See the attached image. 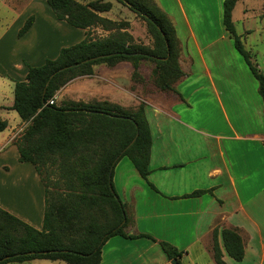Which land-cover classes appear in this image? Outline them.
<instances>
[{
	"label": "crops",
	"instance_id": "crops-1",
	"mask_svg": "<svg viewBox=\"0 0 264 264\" xmlns=\"http://www.w3.org/2000/svg\"><path fill=\"white\" fill-rule=\"evenodd\" d=\"M38 1L28 3L18 28L36 13ZM152 1L173 25L178 73L146 60L104 63L93 67L92 76L78 77L56 94L57 99L74 87L82 91L84 84L85 104L95 100L128 110L143 104L150 128L147 179L124 157L114 166L112 185L127 213L125 233L156 242L112 237L101 249L100 264H170L159 242L178 251L181 264H216L209 241L214 230L223 264H264L263 102L257 81L223 26V0ZM249 1L234 7L235 30L236 23L248 22ZM204 10L212 12L203 17ZM43 13L51 28L39 25L34 15L21 37L22 26L12 36L10 29L0 36V98L13 92L15 81L25 79L28 66L55 59L60 39L66 47L84 39L83 30L57 21L51 10ZM103 14L99 16L110 20ZM243 32L247 37L250 30L244 26ZM243 47L255 58L252 49ZM253 65L259 70L256 61ZM12 105L5 96L0 99V118L7 123L0 133V208L40 231L44 187L34 167L18 161L14 136L25 124L10 110ZM196 191L209 193L186 197ZM225 228L235 229L243 241L240 262L223 248Z\"/></svg>",
	"mask_w": 264,
	"mask_h": 264
},
{
	"label": "trees",
	"instance_id": "trees-1",
	"mask_svg": "<svg viewBox=\"0 0 264 264\" xmlns=\"http://www.w3.org/2000/svg\"><path fill=\"white\" fill-rule=\"evenodd\" d=\"M115 1L145 22L153 39L151 46L134 41L128 22L120 24L100 17V13L107 11L102 2L46 0L57 21L83 30L85 37L77 44L61 48L55 59H46L38 67L28 66L25 79L14 82L10 110L17 113L25 127L13 143L18 161L31 164L43 184L44 213L39 231L0 208V264L33 260L100 264L101 249L112 237H145L156 242L146 235L125 233L127 213L112 185L114 166L124 157L142 179H147L152 139L144 105L128 110L107 102L48 104L70 81L92 76L93 67L99 64L129 61L137 65L146 60L179 72L175 32L166 14L152 0H147L149 4L143 0ZM239 1L223 0V26L258 83L264 119V74L251 63L250 53L244 49L232 21ZM33 20V16L27 19L18 37L28 31ZM91 28L108 34L91 38ZM6 127L7 123L0 118V133ZM56 172L57 180L53 182L51 177ZM60 186L61 194L55 191ZM206 193L209 192L196 191L186 197ZM217 235L214 230L211 251L214 262L223 264ZM221 238L226 254L240 262L244 246L238 232L222 229ZM158 245L168 261L181 264L178 251L165 242Z\"/></svg>",
	"mask_w": 264,
	"mask_h": 264
},
{
	"label": "rangeland",
	"instance_id": "rangeland-1",
	"mask_svg": "<svg viewBox=\"0 0 264 264\" xmlns=\"http://www.w3.org/2000/svg\"><path fill=\"white\" fill-rule=\"evenodd\" d=\"M40 1L41 0H39L38 1L39 3L35 5V7L38 10L36 11V13H33V14L35 16H37L38 20H40V22H38L39 25L42 24L41 26H44L46 28H51V24L48 23V19H50L49 15L47 13L46 14L43 13L44 9H46L48 12H50V10L46 5L45 0L42 2H40ZM76 1L80 2V3H83V1H84L86 4H88L90 2H96V1H98L100 3L102 2L101 6H104V8H107V9H105L107 11L103 15H106V17L110 18V20L117 22V23H120V24H125L126 22H128L129 23L128 31L132 34L136 43H141V44H144L146 46L152 45L153 39L147 32L145 22L141 18L136 16L133 12H131L129 9H127L123 5L119 4L115 0H76ZM30 2H31V0H0V36L2 35V33L5 30H8V29L11 30V33L9 36H12L14 34L13 31L18 28L17 26L20 25L19 20L21 23V20H22L21 17H23L22 13L24 12V9L27 7L28 3H30ZM143 2L146 4H149L147 0H143ZM42 5H43V9L38 7V6H42ZM248 5L250 8V12L248 14V16H249L248 22H244L245 24L236 23V31H237L238 35L241 36L242 45L245 44L246 49H248V50L252 49V51H253L252 54L255 55V58H253V57L250 58V60L252 59L251 63L254 64L256 61L257 65L259 67V70L255 67V65H253V66L259 72L264 74V11H262L264 9V0H251V1H249ZM251 11H253V12H251ZM211 12L212 11L207 13L204 10L202 12V14H203L202 16L203 17H205V15L208 16ZM34 15H33V17H34ZM19 18H21V19H19ZM21 26L23 27L24 23ZM244 26L250 30L247 37H246V35H243ZM15 32H16V30H15ZM89 32H90L91 38H94V39L100 38V37H105L108 34L104 31H102L100 28H91ZM11 42L13 43V40H11ZM11 42H10V39H6L7 45H9V46L13 45V44H10ZM65 43H66L65 39H60L59 42L56 43V45H60V49H61L62 47H66ZM45 50L46 49L41 48L42 52H44ZM47 53H49V52H47ZM47 53H45V54H47ZM13 59H14V57H13ZM80 88H82V91H80V89H76L74 87L70 91H67V94H66L67 96L58 97L56 99V94L61 90L60 89L54 96V103L56 105H61L63 102H67V101L84 102V95H83L84 94V90H83L84 84H80ZM69 93H71V94L69 95ZM80 94H82V96ZM4 96L8 100H11V102L13 101V92L10 94L8 91L6 93V95L3 94L0 99H2V97H4ZM3 101H5V100H3ZM89 102H91V101H89ZM94 102H95V100H94ZM16 120H18V119H16ZM24 127L15 134L14 140H17L21 136ZM51 178H52L53 182L55 180H57V172ZM61 187L62 186L58 187L57 189H55V191H57L58 193L61 194L63 192ZM209 241H210V244H212V235H211V238ZM121 250L122 249H120V251ZM122 253H124V250L122 251ZM9 264H20V263H9ZM21 264H53V263L46 261V260H37V261L21 263ZM60 264H64V263H60Z\"/></svg>",
	"mask_w": 264,
	"mask_h": 264
},
{
	"label": "built area",
	"instance_id": "built-area-1",
	"mask_svg": "<svg viewBox=\"0 0 264 264\" xmlns=\"http://www.w3.org/2000/svg\"><path fill=\"white\" fill-rule=\"evenodd\" d=\"M48 104H50V105L54 104V99L50 100V101L48 102Z\"/></svg>",
	"mask_w": 264,
	"mask_h": 264
},
{
	"label": "water",
	"instance_id": "water-1",
	"mask_svg": "<svg viewBox=\"0 0 264 264\" xmlns=\"http://www.w3.org/2000/svg\"><path fill=\"white\" fill-rule=\"evenodd\" d=\"M170 264H176V260L170 261Z\"/></svg>",
	"mask_w": 264,
	"mask_h": 264
}]
</instances>
